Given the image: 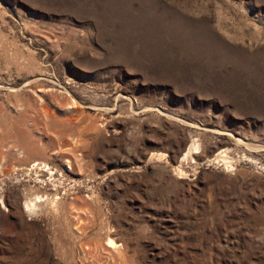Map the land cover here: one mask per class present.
Returning a JSON list of instances; mask_svg holds the SVG:
<instances>
[{
	"label": "rangeland",
	"instance_id": "1",
	"mask_svg": "<svg viewBox=\"0 0 264 264\" xmlns=\"http://www.w3.org/2000/svg\"><path fill=\"white\" fill-rule=\"evenodd\" d=\"M0 264H264V0H0Z\"/></svg>",
	"mask_w": 264,
	"mask_h": 264
},
{
	"label": "bare ground",
	"instance_id": "2",
	"mask_svg": "<svg viewBox=\"0 0 264 264\" xmlns=\"http://www.w3.org/2000/svg\"><path fill=\"white\" fill-rule=\"evenodd\" d=\"M110 242H111V240H110ZM113 243V242H112Z\"/></svg>",
	"mask_w": 264,
	"mask_h": 264
}]
</instances>
